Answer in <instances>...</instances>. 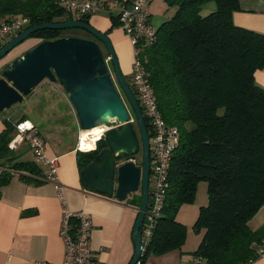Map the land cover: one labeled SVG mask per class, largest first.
I'll return each mask as SVG.
<instances>
[{
    "label": "trees",
    "instance_id": "16d2710c",
    "mask_svg": "<svg viewBox=\"0 0 264 264\" xmlns=\"http://www.w3.org/2000/svg\"><path fill=\"white\" fill-rule=\"evenodd\" d=\"M176 6L172 16L156 28L153 43L140 54L164 121L179 130L168 175L163 207L148 245L138 261L180 249L186 228L176 220L179 207L194 200L196 186L206 183L207 203L199 207L192 229L201 234L193 256L203 264H251L260 256L264 224L257 229L249 220L264 205V89L255 72L264 68V34L239 27L232 15L239 0H164ZM214 2L205 16L203 6ZM66 12L57 0H0V19L21 16L29 25L58 22ZM69 15V14H68ZM112 26L117 19L109 16ZM88 23L89 16L72 18ZM61 29H42L28 38L52 40ZM0 132V189L14 175L24 182H45L42 168L9 146L15 126L3 120ZM147 124V123H145ZM105 146L77 151L79 170ZM132 156L119 155L118 159ZM1 197V190H0ZM140 205V196L127 199ZM130 263V262H129Z\"/></svg>",
    "mask_w": 264,
    "mask_h": 264
},
{
    "label": "crops",
    "instance_id": "0c3cea01",
    "mask_svg": "<svg viewBox=\"0 0 264 264\" xmlns=\"http://www.w3.org/2000/svg\"><path fill=\"white\" fill-rule=\"evenodd\" d=\"M109 16L105 13L92 15L88 23L107 34L125 76L131 70L132 47L117 25L111 27L113 20ZM169 18H154L150 9V22L155 28ZM232 19L239 27L264 34V0H239V10L233 13ZM126 54L129 56L127 62ZM254 76L256 83L264 89V68L257 70ZM4 119L12 124L28 120L38 130L45 140L47 156L57 158V181L62 186L63 199H60L53 183L30 184L19 179L18 175L1 187L0 264H27L33 261L61 263L64 247L59 227L63 209L83 211L91 219L90 258L87 264H129L134 255L133 228L137 218V207L127 202L132 196L119 201L87 188L79 178L75 144H65L59 135L54 136L52 129H46L44 133L20 106L15 105L8 112L0 114V132L4 128ZM27 149L23 151V158L29 156L27 159H32ZM182 209L176 220L184 225L183 220L178 218H187L189 210ZM263 224L264 205L249 220L248 226L257 229ZM191 233L188 231L180 249L162 255H149L144 264H190L192 252L197 249L201 238V234H194L192 240ZM251 264H264V256Z\"/></svg>",
    "mask_w": 264,
    "mask_h": 264
},
{
    "label": "water",
    "instance_id": "95a60500",
    "mask_svg": "<svg viewBox=\"0 0 264 264\" xmlns=\"http://www.w3.org/2000/svg\"><path fill=\"white\" fill-rule=\"evenodd\" d=\"M81 28L99 40L108 58L94 39L62 36L40 40L22 55L11 60L0 73V114L23 101L24 96L43 80L58 83L75 111L78 126L89 129L110 126L115 119L119 128H110L102 139L105 146L92 161L79 170L80 180L87 188L125 201L140 190V205L133 228L134 255L129 264H136L141 255L142 229L148 203L150 147L146 124L137 98L119 65L112 43L106 33L80 19L40 23L29 26L8 39L0 48V60L30 34L42 29ZM109 60L112 69H109ZM117 86L125 95L135 122ZM141 141V164L122 161L118 156H133ZM95 150V148L93 149Z\"/></svg>",
    "mask_w": 264,
    "mask_h": 264
},
{
    "label": "built area",
    "instance_id": "2783aa9c",
    "mask_svg": "<svg viewBox=\"0 0 264 264\" xmlns=\"http://www.w3.org/2000/svg\"><path fill=\"white\" fill-rule=\"evenodd\" d=\"M152 1L154 0H57V5L66 13L78 17H90L101 13L113 15L132 47L130 88L137 98L145 123H147L146 130L150 147L149 179L152 180V185L148 184V203L142 229L141 255L148 245L155 221L161 213L168 187L172 155L179 144V130L176 126L167 124L162 118L152 86L140 60L142 49L153 43L156 37V28L150 22ZM29 26V19L21 16L10 21L0 19V48L8 39ZM129 116V121L134 123V117L130 112ZM120 125L115 119L110 121V126L101 125L100 135L95 143L103 137L107 130L119 128ZM14 126L16 132L9 146L14 148L21 143L28 145L34 161L42 168L44 180L53 183L62 200V186L57 181V158L47 156L45 140L28 120L18 121ZM76 150L82 151L78 142ZM91 225L89 215L83 211L62 210L59 236L63 243L64 256L59 264L88 263ZM256 253L260 257L264 256V241L257 248ZM27 264L53 263L33 261ZM136 264H140L139 261ZM190 264H203V260L200 256H193Z\"/></svg>",
    "mask_w": 264,
    "mask_h": 264
},
{
    "label": "rangeland",
    "instance_id": "374dc122",
    "mask_svg": "<svg viewBox=\"0 0 264 264\" xmlns=\"http://www.w3.org/2000/svg\"><path fill=\"white\" fill-rule=\"evenodd\" d=\"M215 8H216V5L214 2H208L203 6L200 14L202 16H205L211 11L215 10ZM150 9L153 12L154 18L162 17V16L171 17L172 14L175 12L176 6H173V5L170 6L163 0H154L150 4ZM64 16H67V17L70 16L72 18H79L78 16L74 14L68 15V13H66L59 19V21L63 20ZM117 26L119 27L118 24ZM61 34L64 36H76V37H82V38H88V39L94 38L90 33H88L86 30L81 29V28L61 29ZM39 41L40 39H37V38H27L26 40L21 42L19 45L15 46L11 51L8 52V54H6L5 57H3L0 60V73L6 67V65L11 62V60L22 55L27 49L36 45ZM127 61H129L128 54H126V62ZM130 61L132 63V56H131ZM120 64L122 66L121 62ZM125 78L128 84H131V79H132L131 70L125 75ZM117 88L119 90L120 96L122 97L123 101L127 105V108L130 114L133 116V113L129 107V104L127 102L125 95L123 94V92L118 86ZM16 105L23 108L27 112L28 117L36 121L38 125L40 126V129H43L44 133L46 129L47 130L52 129L53 132L55 133L54 136L59 135V138L65 144H67L68 142L73 143L75 144V147H76L77 142L79 141L78 139L79 133L82 129L78 126L75 111L73 110L64 89L58 83H52L47 80H43L42 82H40L37 86L33 88L31 93L24 96L23 103H21V105L20 103ZM6 112H8V110H5L2 114ZM94 144H95L94 147L96 148V143ZM27 148H28V145L26 143H21V144H18L13 149L23 152V151H27L28 150ZM80 152H85V151H80ZM28 157H25L23 159H27ZM132 159L140 165L141 164V150H138L132 156ZM122 161L124 160H121V162ZM149 184L152 185L151 178L149 179ZM131 196L136 197V198L139 197L140 190L136 191L135 193H131V195H129L128 197H131ZM205 203H207L206 183L204 181H200L197 183V186H196L194 200L191 203L181 205L177 211L176 216L178 217L179 213L183 211L182 208H188L189 211L187 212H189V214H186V217L188 219L181 218V216L178 219L183 220L181 221L184 223V226L186 228V234H188V231L192 232L191 233L192 240L195 236L194 234H196L194 230L192 229L193 223L195 219L197 218L200 205H203Z\"/></svg>",
    "mask_w": 264,
    "mask_h": 264
},
{
    "label": "bare ground",
    "instance_id": "6f19581e",
    "mask_svg": "<svg viewBox=\"0 0 264 264\" xmlns=\"http://www.w3.org/2000/svg\"><path fill=\"white\" fill-rule=\"evenodd\" d=\"M101 127H102L101 125H98V126H94L89 129H83L80 131V135L78 137L79 139L78 145H79L80 150L90 151L91 148L92 149L94 148V145H95L94 143L96 139L99 138Z\"/></svg>",
    "mask_w": 264,
    "mask_h": 264
},
{
    "label": "flooded vegetation",
    "instance_id": "af4514ba",
    "mask_svg": "<svg viewBox=\"0 0 264 264\" xmlns=\"http://www.w3.org/2000/svg\"><path fill=\"white\" fill-rule=\"evenodd\" d=\"M93 39L97 42V44H98L99 47L101 48V50H102V52H103L105 58H108L107 51H106L105 47L103 46V44H102L99 40H97V39H95V38H93ZM107 64H108V66H109V69H112L109 60L107 61ZM135 129H136V131H137V126H136V125H135ZM137 135H138V138H139L138 131H137ZM91 149H92V148H91ZM91 149H90V150H91ZM139 150L142 151V149H141V141H140V138H139ZM88 151H89V150H88ZM141 156H142V152H141ZM129 159H130V160H133L132 158H129ZM129 159L122 158V159H120V160H124V161H125V160H129ZM137 164H138V163H137Z\"/></svg>",
    "mask_w": 264,
    "mask_h": 264
}]
</instances>
